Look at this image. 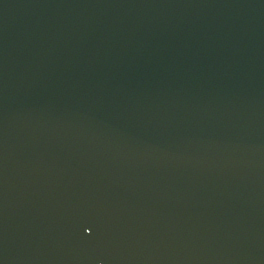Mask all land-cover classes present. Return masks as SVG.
<instances>
[{"label": "water", "instance_id": "1", "mask_svg": "<svg viewBox=\"0 0 264 264\" xmlns=\"http://www.w3.org/2000/svg\"><path fill=\"white\" fill-rule=\"evenodd\" d=\"M0 264H264V0H0Z\"/></svg>", "mask_w": 264, "mask_h": 264}]
</instances>
